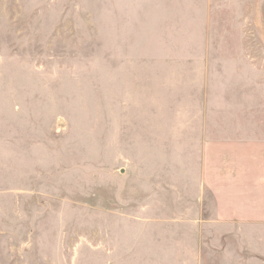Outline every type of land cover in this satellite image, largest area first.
I'll use <instances>...</instances> for the list:
<instances>
[{
  "label": "rangeland",
  "instance_id": "1",
  "mask_svg": "<svg viewBox=\"0 0 264 264\" xmlns=\"http://www.w3.org/2000/svg\"><path fill=\"white\" fill-rule=\"evenodd\" d=\"M250 111L264 0H0V264H264L201 179Z\"/></svg>",
  "mask_w": 264,
  "mask_h": 264
},
{
  "label": "crops",
  "instance_id": "2",
  "mask_svg": "<svg viewBox=\"0 0 264 264\" xmlns=\"http://www.w3.org/2000/svg\"><path fill=\"white\" fill-rule=\"evenodd\" d=\"M262 119L258 111H250L248 123L212 125L208 135L200 139L205 166L201 179L209 181L211 203L215 198L224 210L219 218L234 227H264Z\"/></svg>",
  "mask_w": 264,
  "mask_h": 264
}]
</instances>
